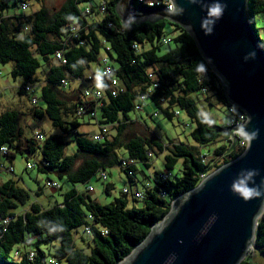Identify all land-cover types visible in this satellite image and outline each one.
Wrapping results in <instances>:
<instances>
[{"label": "trees", "instance_id": "16d2710c", "mask_svg": "<svg viewBox=\"0 0 264 264\" xmlns=\"http://www.w3.org/2000/svg\"><path fill=\"white\" fill-rule=\"evenodd\" d=\"M24 1L33 0H0V63L14 62L12 75L25 80L18 88L20 94H29L24 89L27 85H41L43 106L34 104L32 115L40 120L50 119L60 132L45 136L42 144L27 138L26 147H23V113L20 109H7L0 111V149L4 145L11 147V155L7 158L10 163L16 157L15 150L25 156L40 150L42 159L35 162V168L58 175L72 187L66 190L63 202L46 208L40 202H30L31 190L19 183L22 178L18 175L0 183V261L49 264V258H55L66 264H117L149 235L153 225L166 217L176 197L197 187L202 174H210L239 157L246 146H239V142L235 143L234 138L225 133L229 124L222 127L201 110L200 101L226 108L230 102L224 84L203 57L194 38L179 24L161 19L132 23L127 28L117 11L119 0H102L96 7L91 0H66L53 11L42 6L31 16L24 17L19 9ZM86 2L93 9L89 15L97 12L101 17L94 21L87 20L88 15L79 19L82 10L89 6L84 5ZM103 5L106 6L105 14L99 10ZM135 5L140 7L136 0ZM249 11L256 25L257 17L264 16V0H249ZM75 20L83 28L85 45L71 44L66 53L68 64H56L53 55L62 48L61 42ZM28 23H31V30H26ZM110 23L124 27L125 31L112 29ZM168 26L171 27L169 32ZM168 34L172 41L165 44L163 39ZM135 43L140 45L139 51L134 48ZM105 55L117 68L124 91L113 96L110 78L102 73L97 77L106 93L99 119L116 129V134L110 137L109 133L104 141H95L92 134L80 130L83 122L77 110L84 103L82 91L76 86L64 89L62 80L87 78L91 64L100 65ZM44 66L47 69L43 72ZM150 73L156 75L158 86L149 94L148 104L153 103L157 116L163 114L168 119H173L178 110L180 115L187 113L195 124L190 133L194 144L170 140L171 145L165 146L158 137L124 138L131 113L137 111L140 96L152 85ZM223 138L228 143L214 151L216 158L221 156V159L208 160L202 148ZM71 144L76 149L70 154ZM119 149H125L127 155L142 161L145 167L138 173L149 181L152 177L148 170L153 174L160 172L153 167L155 156L151 157L150 152L163 153L165 170L178 166L175 178L146 185V197L142 200L131 199L120 191L121 195L102 203L89 192L80 190L79 185L91 183V179L99 177L108 165L117 167L123 157H118ZM102 158H110V164ZM1 161L0 156V164ZM59 184L56 190L62 188ZM160 187L168 191V197H162ZM115 188L112 181L105 182L108 195H112ZM10 217L13 219L5 223ZM86 225H91L93 231L87 245L81 246L76 241V232ZM30 250L37 253L33 261L24 258ZM256 250L264 255V214L258 222ZM16 251L24 256L17 257ZM240 264L257 263L246 258Z\"/></svg>", "mask_w": 264, "mask_h": 264}, {"label": "water", "instance_id": "95a60500", "mask_svg": "<svg viewBox=\"0 0 264 264\" xmlns=\"http://www.w3.org/2000/svg\"><path fill=\"white\" fill-rule=\"evenodd\" d=\"M172 3L173 11L119 0L117 11L127 28L167 19L192 35L224 84L228 101L247 113L246 123L225 130L236 143L235 132L243 129L247 145L239 157L176 197L166 217L117 264H240L256 249L264 214V44L252 22L249 0ZM235 185L246 193L234 190Z\"/></svg>", "mask_w": 264, "mask_h": 264}, {"label": "rangeland", "instance_id": "374dc122", "mask_svg": "<svg viewBox=\"0 0 264 264\" xmlns=\"http://www.w3.org/2000/svg\"><path fill=\"white\" fill-rule=\"evenodd\" d=\"M66 0H33L30 1L32 7L37 10L42 6H46L50 11L55 10L56 8H60ZM102 0H91V4L93 6H97ZM84 5H89V3H84ZM83 5V6H84ZM101 17V14L94 12L92 15H88L87 19L89 21H94L96 18ZM256 26L261 27L264 26V16H258L256 19ZM171 27L168 26L167 30L170 31ZM264 39V34L262 35ZM93 66H97L96 63H93ZM14 67V62H8L6 64L0 63V90L2 92V96L0 97V103L3 105L0 107V111H5L7 109H20L23 113L21 124L25 130V137L23 139V147H26L27 138L35 139L40 144L42 141L39 140V133L43 132L45 136L51 133H59L60 131L53 126V123L50 119H46L47 121H42L37 117H33L32 108L34 107V103L32 101L30 94H20L18 92V88L24 85L25 80L23 77H14L12 75V69ZM47 69V66L42 68V71ZM95 72L96 68H92ZM90 73L88 72V75ZM94 75V74H91ZM88 81H91V78H87ZM39 96L42 94V87L39 86L37 88ZM195 99H199L194 95ZM41 105L42 102L39 101ZM43 106V104H42ZM199 106L201 110L208 115L216 124L226 127L230 123L229 116L227 114V108L223 105L220 106H210L206 102H199ZM156 110V107L153 103H149L146 109L143 112L134 111L131 113V122L125 131L124 138L126 140H130L131 138L141 136L143 138H152L158 137L165 144L171 145L170 140H173L176 143L185 142L189 144H194V141L190 135L191 131L195 128V124L191 121L187 113L181 112V115H175L173 119L166 118L163 114L158 116H153V112ZM80 130L84 133L92 134L97 130V127L93 124H89L87 122H83ZM116 134V129L112 128L110 131V137H113ZM226 139H221L219 142L209 144L208 146L202 148L204 154H207L208 160L221 159L214 155V151L220 145L227 144ZM247 145V144H246ZM239 146H243L240 144ZM76 146L74 144L69 145L68 152L74 153ZM16 157L13 158V161L16 166V175L22 176L24 180L19 179V183L29 190H31V200L30 202H40L44 205V207L53 206L63 202L64 194L67 189L72 187V184L66 182L64 179H60L58 175L54 173H45L40 172L38 168L26 169L27 161L30 160L32 162H39L42 159V155L40 150H36L32 152L30 156L22 155L20 152L16 151ZM127 155V151L125 149L118 150V157ZM153 159V167H155L156 171L165 170V160L163 153H159ZM102 160L106 164H110V158H102ZM82 161V159H81ZM147 170V169H146ZM178 170V166L172 170L175 174ZM108 176L109 181H112L116 188L113 192V195H108L104 189L105 182L100 179L98 176H94L91 179V183L94 186V189L89 192L94 198L99 199L102 203H108L114 196L121 195V189L129 184V179L127 176L122 173L117 167L108 165ZM14 177L5 173H0V183L8 180L9 178ZM175 177H173L174 179ZM18 179V177H16ZM52 179L58 181L62 184V188L60 190H56L53 188H49L47 186V182ZM144 177L142 178V180ZM80 188L85 187L79 185ZM40 191V193L38 192ZM134 204V202H131ZM140 205V202H138ZM83 227L79 228L78 235L76 236V241L79 245H87L90 241V236L86 235L83 231ZM85 238V240L82 239ZM27 248H22L21 250H26ZM14 256V254H13ZM252 262H257L259 264L264 263V255L258 252L255 248H252L246 257ZM50 259V258H49ZM61 264H66L64 261Z\"/></svg>", "mask_w": 264, "mask_h": 264}, {"label": "built area", "instance_id": "2783aa9c", "mask_svg": "<svg viewBox=\"0 0 264 264\" xmlns=\"http://www.w3.org/2000/svg\"><path fill=\"white\" fill-rule=\"evenodd\" d=\"M139 6H146V7H161V8H168L171 11H173V3L172 0H136ZM20 13L24 17L31 16L35 9L31 6L30 2L24 1L20 3L19 6ZM100 12L102 14H105L106 12V6H101L99 8ZM93 11L92 7L86 6L84 10H82V14L79 17V19H83L86 15L91 14ZM110 26L112 29H118L120 31H125V28H118L115 24L110 23ZM257 33L260 37L261 41L264 44V39L262 35L264 34V26L257 27ZM32 26L31 23H28L26 26V30H31ZM82 26L79 23L78 20H75L72 22L68 29V35L62 40V48L59 49L55 54L53 55V60L56 64L65 66L68 64V59L66 57V53L68 52V47H71V44L77 47L85 45V40L82 38ZM172 41V36L168 34L166 37H164L163 42L165 44ZM134 48L139 51L140 45L138 43L134 44ZM100 65L103 67L102 69V75L107 76L111 80V93L113 96H117L121 94L124 91V88L122 86L121 78L117 75L116 70L117 68L114 66L112 59L105 55L100 60ZM150 79L152 80V85L148 88L147 92L142 94L140 96L139 102L136 106L137 111L143 112L147 105H148V98L149 94L151 93L152 89L154 87L158 86V80L155 74L150 73L149 74ZM41 86L40 84H33V85H27L24 87L26 91L31 95L32 101L34 104H38L40 101V96L37 91V88ZM78 87L83 94L84 97V103L79 105L77 110V116L81 120V122H87L89 124H93L97 127V130L92 133V137L95 141H104L106 136L109 135L111 126L108 124H103L100 122L99 117V109L101 106L105 104L106 99V93L104 89L100 85H92L87 78L77 77L73 80L71 79H63L62 80V87L64 89H70L72 87ZM2 96V92L0 90V97ZM177 115H180V111H176ZM227 114L229 116V126L238 127L243 125L248 120V115L246 112H244L241 108H239L236 105H233L230 103V105L227 107ZM154 115L157 116V112H154ZM42 121H47L46 119H43ZM235 134L238 136V142L240 144H243L246 146L247 139H245L243 136L238 134V131L235 132ZM39 140L43 141L45 139V134L43 132L39 133L38 135ZM233 138V137H231ZM165 146H168V144H165ZM12 149L8 145H4L0 149V156L2 158L1 164H0V173H5L11 176H16V169L15 165L13 163H10L7 161V158L11 155ZM154 151L150 152V156L154 157L155 155ZM37 166L35 162L28 161L26 164V169H33ZM142 167H145V165L142 163V161L137 158L136 156L132 155H126L120 158L119 163L117 165V168L124 173L127 178L129 179V184H126L122 189V193L126 196H128L131 199H137L142 200L146 197V185L148 186L152 182H166L174 177V173L172 170H164L160 171L158 174L150 173V170L147 172L151 175V180L149 181L144 177V175H140L138 172H140V169ZM209 174H202L201 179L204 180ZM100 179H102L104 182L109 181V176L107 170H102L99 173ZM144 179L142 180V178ZM47 186L49 188L58 189L60 187V184L58 181L50 179L47 182ZM86 192H91L94 189V186L92 183H88L84 186ZM160 193L162 197H168V191L164 189V187H160ZM13 217L8 218L4 222L7 223L8 221L12 220ZM83 231L86 235L90 236L92 234V226L86 225L83 226ZM78 235V231L76 232V236ZM17 257H23V253L20 251H16L15 254ZM37 256V253L35 250H30L27 255L24 256L30 261H33L35 257ZM49 264H61L60 261H58L55 258L49 259Z\"/></svg>", "mask_w": 264, "mask_h": 264}, {"label": "crops", "instance_id": "0c3cea01", "mask_svg": "<svg viewBox=\"0 0 264 264\" xmlns=\"http://www.w3.org/2000/svg\"><path fill=\"white\" fill-rule=\"evenodd\" d=\"M88 20V19H87ZM97 64V66H93V63L91 64V66H90V69H89V75H87V78H91V81H89L92 85H99L98 84V82H97V77H99L100 75H101V73H102V69H103V67L101 66V65H99L98 63H96ZM92 68H96V70H95V72L93 71V69ZM91 74H94V75H91ZM3 105V103L1 104L0 103V107ZM13 164L15 165V163H14V161H13ZM15 168H16V166H15ZM19 177H21L22 178V180H24L23 179V177L20 175ZM80 190H83L82 188H79ZM114 192V191H113ZM112 195H113V193H112ZM118 196V195H117ZM115 197V196H114ZM254 263H257V262H254ZM257 264H259V263H257ZM261 264H264V263H261Z\"/></svg>", "mask_w": 264, "mask_h": 264}, {"label": "clouds", "instance_id": "9594fccd", "mask_svg": "<svg viewBox=\"0 0 264 264\" xmlns=\"http://www.w3.org/2000/svg\"><path fill=\"white\" fill-rule=\"evenodd\" d=\"M238 134L243 136L245 139H247V133H244L243 129H240ZM253 135H255V134H253ZM241 184H243V181L241 182ZM233 189L236 190V191H241L242 193H246V192L243 191V189L240 187V185H235L233 187Z\"/></svg>", "mask_w": 264, "mask_h": 264}]
</instances>
